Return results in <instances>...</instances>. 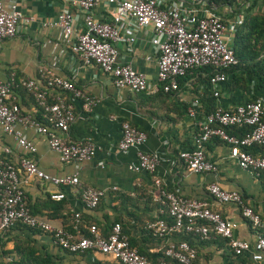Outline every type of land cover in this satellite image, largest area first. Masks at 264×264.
<instances>
[{
  "label": "built area",
  "instance_id": "obj_1",
  "mask_svg": "<svg viewBox=\"0 0 264 264\" xmlns=\"http://www.w3.org/2000/svg\"><path fill=\"white\" fill-rule=\"evenodd\" d=\"M73 9L61 11L55 20L45 22L43 27H58L65 40L73 38L71 53L85 67L98 68L111 78L113 87L118 91L132 94L147 92L145 75L133 68L130 61L119 60L116 44L123 39V30L128 32L125 38L130 44L136 40V33L142 28L152 31L151 43L157 50L156 78L165 93L179 90L178 79L190 70L212 67L217 73L210 78L214 97L219 96V86L226 82L223 70L237 65L232 42L237 29L243 24L244 17L238 15L234 20L225 21L213 12L214 0H182L189 4L183 7L179 1L171 0H64ZM212 5V9L209 6ZM106 9L111 20L94 18L98 8ZM82 15L83 29L74 28L77 17ZM34 22L33 17H24L15 1L4 5L0 2V42L16 37L22 25ZM264 57V48H263ZM43 82L40 86L31 79L18 80L11 75L9 80H0V131L13 136L23 156L18 164L10 160L11 150H0V235L7 229L20 223L27 228L48 235L58 248L73 254L85 252L100 253L110 257L116 264H154L136 249L130 247L127 236L121 226L115 224L108 234L103 236L92 225L88 236L71 233L63 228L54 227L50 221L33 215L28 207L23 187L32 181H43L57 188L79 187L76 176H50L39 169L33 159L36 153L34 144L15 129L16 124L35 129L45 136L50 150L59 155L63 163L90 161L95 155V147L90 142H71L66 138L74 124V108L67 102L64 94L78 101L81 110L89 114L97 100L79 90L69 79L55 76L44 68L39 70ZM15 88L25 89L33 96L42 109L46 124L38 123L31 115H24L13 98ZM50 91L59 95L50 96ZM158 91V90H157ZM51 97L52 102H48ZM199 102L193 100L187 109L188 117L196 120V131L192 137V149L179 152V159L186 169L194 174L215 173L217 167L209 160L206 144L218 137L229 146L230 158L243 171L257 179L264 178V156H255L250 151L254 146L264 149V102L252 101L223 108L216 105L215 110L199 120ZM247 127L244 136L229 135L226 129ZM121 139L117 144L120 152L145 143L147 136L127 122L121 123ZM158 158L153 154L139 150L136 164L129 170L135 173L146 172L153 175V183L158 192L159 203L166 210L167 218H157L148 222L145 229L153 236L168 239L173 234H192L207 241L211 234L227 241L231 255L240 258L253 248L251 260L258 263L264 255V219L236 191H226L217 182L207 185L208 194L219 204L234 206L241 217L257 233L254 246L234 236L237 224L223 218L210 208L204 200L189 199L177 191H169L162 186L156 176ZM113 190H116L113 188ZM104 192L86 187L79 191V198L86 209L99 206ZM52 201L65 198L62 191L49 195ZM81 215L74 214L78 224ZM163 249L167 261L157 264H195L197 252L187 241L178 243L168 241ZM238 264H244L239 262Z\"/></svg>",
  "mask_w": 264,
  "mask_h": 264
},
{
  "label": "crops",
  "instance_id": "obj_2",
  "mask_svg": "<svg viewBox=\"0 0 264 264\" xmlns=\"http://www.w3.org/2000/svg\"><path fill=\"white\" fill-rule=\"evenodd\" d=\"M12 1L16 2L24 17L31 16L34 22L22 25L16 37L0 42V80L7 81L14 75L18 80L31 79L42 86L39 70L44 68L55 76L71 80L79 90L97 100L91 113L86 114L70 94L61 93L73 106L76 115L66 138L71 142L92 143L95 155L90 161L63 163L59 155L49 149L45 136L31 127L16 124L15 129L34 144L36 153L33 159L40 170L50 176H76L80 181L79 187L57 188L43 181H32L25 185L23 190L32 213L39 218H48L54 227L63 229H71L74 214L79 213L83 233L91 225H96L105 233L110 225L120 223L123 233L128 236L135 249L152 260L157 259L168 241L177 242L184 237L159 240L145 229L148 222L165 218L166 210L159 203L153 175L129 170L130 165L136 164L137 152L141 150L157 156L155 174L165 189L177 191L189 199L208 202L213 211L237 224L234 231L236 238L254 246L257 237L254 229L234 206L219 204L212 199L206 187L217 182L226 191L238 192L244 202L264 219V179H257L241 170L230 158L229 146L223 142L216 144L212 141L206 150L207 157L217 167L215 173L194 174L187 171L177 154L192 149L190 143L196 131V120L182 116L174 96L159 93L156 78L158 53L151 43V29H140L132 44L125 39L129 34L123 30V39L116 44L119 60L130 61L133 68L146 77L147 92L135 95L116 90L111 78L98 68L85 67L71 53L73 38L65 40L61 29L42 26L45 22L55 20L61 11L75 13L64 0H0L4 5ZM171 1H179L183 7H189L182 0ZM247 6L235 13L232 6L219 2L213 11L225 21H231L238 15L244 17ZM257 11H264L262 2L254 7L253 12ZM93 16L103 21L111 20L103 7L94 10ZM74 28L77 32L83 29L82 15L77 17ZM49 95L59 93L50 91ZM12 98L18 103L22 114H37L30 95L16 91ZM193 98L195 96L189 89L181 90V101L188 103ZM252 100L264 102V87L260 86L256 78L247 77L245 84L241 82L240 87L221 84L216 105L229 109ZM123 122L144 132L147 136L145 143L120 152L117 144L121 139ZM3 147L11 150L10 160L18 164L23 151L17 148L12 135L0 131V150ZM86 187L104 192L100 205L94 210L86 209L79 198L80 189ZM58 191H62L65 198L61 201L50 200L49 195ZM7 237L11 241L6 244L5 249H12L15 241L33 240L36 248L42 254L50 255L54 264H116L110 257L100 253L76 256L66 254L54 246L49 237L22 227L12 229ZM193 245L198 253V264H264V255L258 263L251 260L253 248L240 258L234 257L223 239L205 242L194 240ZM13 257L3 259L2 264H10Z\"/></svg>",
  "mask_w": 264,
  "mask_h": 264
},
{
  "label": "trees",
  "instance_id": "obj_3",
  "mask_svg": "<svg viewBox=\"0 0 264 264\" xmlns=\"http://www.w3.org/2000/svg\"><path fill=\"white\" fill-rule=\"evenodd\" d=\"M214 7L219 3L222 2L226 5L232 6L234 8L235 13H239L240 8H243L244 6L248 5L247 8L245 9L244 13V21L243 24L237 29L234 39H233V49H234V54L235 57L238 60L237 65L223 70V73L226 75V86L230 87L232 85H236L240 87V83L243 82L245 84L246 78L250 77L252 79L256 78L260 82V86L264 87V57H263V48H264V11L260 12H253L254 7L258 5L259 2H262L264 5V0H214ZM209 6L212 9V5L209 2ZM214 12V11H213ZM216 13V12H214ZM217 14V13H216ZM217 73L215 69L212 67H204L200 69H194L190 70L186 73L185 76L181 77L178 79V85H179V90L176 92H169L165 93L161 88L159 89V93L163 94H168L172 95L176 99L177 106L179 107V110L181 111L180 113L182 116L188 117L187 109L190 106V102H183L180 100V93L182 89H189L191 93L195 96L193 100H197L199 102V120L204 119L207 115L212 113L215 108H216V97L213 95V90L210 85V78L214 76ZM190 86L189 88L187 86ZM200 88L202 91L200 92ZM16 91H22L33 99L34 105L37 109V114L35 116H32L38 123H43L46 124V121L42 117V109L38 106V104L35 102V99L31 94H29L25 89H20V88H15L14 92ZM192 100V101H193ZM254 101V100H252ZM248 101V102H252ZM48 102L51 103L52 99L51 97L48 98ZM247 127H232L226 129V132L229 135H235V136H244L248 132ZM214 143H219L221 140L218 137H213L207 144H206V150L208 148V145L211 142ZM192 142L190 143V145ZM191 147V146H190ZM250 151L253 153L255 156H264V149L258 146H254L253 148L250 149ZM179 156V153L177 154ZM264 179V178H262ZM50 199V198H49ZM101 203V202H100ZM100 205V204H99ZM29 207V204H28ZM30 209V207H29ZM96 209V208H95ZM89 210H94V209H89ZM31 211V209H30ZM32 213V211H31ZM33 214V213H32ZM34 215V214H33ZM167 218V215L165 216ZM163 218V219H165ZM48 221H50L47 218ZM115 224L120 223H113L110 225V227L106 230L105 233H102L101 230L100 232L102 233L103 236H106L111 229V227ZM92 226V225H91ZM89 226L87 229L86 233L82 232L81 229V217L79 220V223H75V219H73L72 224H71V229H64L68 232L71 233H77L81 236H88L89 235ZM16 227H22L25 228L31 232L43 234L37 230H33L30 228H27L26 226L17 223L14 226L10 227L5 231L3 236L0 237V264L3 263V259L13 257V260L10 264H54L51 261V256L48 254H42L37 248L36 244L33 240H19L14 242V246L12 249L7 250L6 244L10 242L11 240L7 237L9 235V232L12 231V229ZM122 229V226H121ZM123 233V230H122ZM124 234V233H123ZM149 234L153 236L150 232ZM46 237L48 235L43 234ZM125 235V234H124ZM126 236V235H125ZM176 236H182L184 237L181 240H178L175 243H178L180 241H186L194 247L193 241H198V242H205L201 240L199 236H194L192 234H173L171 238H175ZM210 239L207 241H212L213 239L219 240L221 239L219 236H216L215 234L210 235ZM156 239L159 240H165L161 239L158 237L153 236ZM128 238V236H127ZM170 238V237H169ZM186 239V240H185ZM129 240V238H128ZM226 241V240H225ZM173 242V241H172ZM130 244V240H129ZM54 245V244H53ZM167 244L164 245L163 249L165 248ZM55 246V245H54ZM226 246H227V241H226ZM57 247V246H56ZM130 247L135 249L131 244ZM58 248V247H57ZM195 248V247H194ZM60 249V248H58ZM62 252L76 256V255H84L86 253H93V252H85L81 254H73L68 251L60 249ZM137 250V249H136ZM196 250V249H195ZM138 251V250H137ZM197 252V251H196ZM138 253L142 255L139 251ZM144 256V255H142ZM149 261H151L154 264H157L160 261H167L168 259L164 256L163 250L161 251L160 257L157 259H150L146 256ZM195 264H198V253L196 255V260Z\"/></svg>",
  "mask_w": 264,
  "mask_h": 264
}]
</instances>
